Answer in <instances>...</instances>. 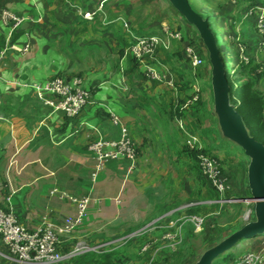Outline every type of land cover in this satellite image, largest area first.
<instances>
[{"label": "crops", "instance_id": "crops-1", "mask_svg": "<svg viewBox=\"0 0 264 264\" xmlns=\"http://www.w3.org/2000/svg\"><path fill=\"white\" fill-rule=\"evenodd\" d=\"M56 1L0 0V93L3 98V105L0 108V198L4 206L11 209L19 221L31 230L46 225L59 228L63 225L66 216L79 214L78 205L71 197L87 196L90 198L87 214L77 229H82L85 237L96 233V235L101 234V241H108L109 237L105 235H109L107 233L110 229L116 232L123 228L125 231L133 230L153 219L163 218L161 214L168 208L181 204L179 194L176 191L169 194L167 190V172L160 170L159 165L154 166L156 157L161 165L166 163L165 156H168L170 148H177L181 140L188 148L192 144V150L199 148L214 152L216 147L217 153L220 149L228 150L230 144L236 146L238 150H243L249 162L247 161L246 183L241 184V189L243 195L247 196L248 202L253 203L250 201L251 191L248 185L252 160L240 145L225 137L222 132L215 109L211 81L212 66L210 68L207 65L209 69H205L209 72V76L201 78V68H204L206 63L195 72L194 68L184 60L183 50L186 46L180 49L178 47L176 51L170 50L160 57L163 59L165 55L168 59L175 60L174 57L178 58V54L181 53L182 58L179 60L186 62L188 78L174 74L175 87L169 85V76L163 80H153L137 73L136 68L130 72L134 66L133 60L137 59L129 51L126 40L121 43L122 35H118L119 40L116 38L114 40L115 50L112 55L115 60H111V54L108 55L110 57L107 60L113 64L104 60L91 61L88 57L84 59L87 52L93 56L91 51H96L97 47L103 51L101 45L103 43L97 39L98 37H94L99 32H95V29L88 30L89 24L100 21L97 30H100L101 34H111L113 27L117 26V23L113 22L114 17L123 10V3L118 4L117 10H114L111 3L114 0H61L68 4L69 11H73V23L78 22L75 30L77 35L72 43L71 41L69 43L57 36H63L64 31H56L61 34H56L51 29L47 31L50 23L49 13L55 10ZM233 1L248 5L253 0ZM102 2H104L103 11H100L99 6ZM40 3L45 4L48 9L47 14L43 15L39 11ZM80 8L86 14L97 12L98 18L80 16ZM4 10L23 17V24L13 28L12 22L8 25L4 23L2 20ZM201 15L205 18L204 14ZM240 17L241 14L236 19L239 23ZM206 19L217 36L223 57L220 34L213 27L211 18ZM105 20L108 23L103 25ZM238 21L234 23L237 24ZM249 22L251 21L243 22L247 25L243 30L241 28L237 30L236 26H233V33L242 30L244 39H249L255 47L259 37L249 38L252 35L248 27ZM153 26L143 25L136 31L140 35H145ZM89 34L93 35L87 37ZM78 35L82 36L83 40L85 38V41L82 40L76 49L80 40ZM178 43V41L174 42L175 45ZM234 46L238 48L236 44ZM196 48L199 50L197 45ZM70 53L73 55L71 58ZM55 54L59 57L65 55L66 59L63 64L61 63L60 71L76 74L68 76L69 78L79 76L89 68L91 70L97 68L110 77L104 81V84L108 85L101 86L104 90L109 88V91L107 93L99 91L96 97L93 96L88 107L74 118L44 104L39 100L36 91L28 86L32 81L50 79V76L57 71L58 66H51ZM223 60L225 62L224 58ZM131 61L133 66L129 69L127 67L126 70L125 67L129 66ZM112 68L117 72L115 73L117 80L112 75ZM118 79L122 85L116 82ZM177 81L191 83L185 91H180L177 89ZM203 83L212 88L214 107L212 115L215 121L207 115L209 98L205 97V94L202 97ZM156 86L162 87L159 89L161 91H157ZM197 86L202 92L201 102L197 104H193L191 100L186 102L188 95L197 92ZM167 87L170 89V95H166L163 90ZM119 89L126 93L123 95ZM144 99H148L149 103ZM148 110L153 111L150 117H146ZM111 113L120 116L119 124L114 122ZM123 127H127L138 145L139 158L136 168L132 169L127 159L110 160L104 167L98 168V160L89 149L91 141L99 137L118 139ZM214 127L217 128V133L214 132ZM169 129H172V134ZM218 134L221 136L219 140L224 141L227 146L217 141ZM169 156L172 161L178 160L174 154ZM203 187H198L196 196L202 192L208 198L196 205L237 204L233 202L236 200L231 198L233 195L220 193V196L214 199L208 187ZM196 188L194 185L193 194ZM252 215L255 216L254 213ZM248 224L237 227L235 231L232 229L226 231H233L230 234L232 235ZM260 235L264 236V232ZM248 241V238L239 240L228 252L237 248L245 249ZM217 260L214 264L219 262ZM0 264H2L1 258Z\"/></svg>", "mask_w": 264, "mask_h": 264}, {"label": "rangeland", "instance_id": "rangeland-1", "mask_svg": "<svg viewBox=\"0 0 264 264\" xmlns=\"http://www.w3.org/2000/svg\"><path fill=\"white\" fill-rule=\"evenodd\" d=\"M110 2V1H109ZM113 4L112 8L114 10H117L118 4L123 3V10L119 13L121 17H124L132 29H137L143 25H162L167 24L172 29H177L182 33V39L179 41L178 44H174L171 47V51L174 52L182 47L184 48L186 45H194L198 46L199 51L201 54L206 58V64L204 68H201V72L206 71L209 69V53L208 50L203 42V40L200 37V34L198 33L197 29L194 26H189L187 24V20L176 10L174 5L169 0H114V2H111ZM110 3V4H111ZM191 3L195 10L199 12L200 14H204L205 18L210 17L213 23V27L216 29V31L219 32V40L220 43H222V50H223V58L225 59V64L227 69L232 73L233 68L235 64L240 60L239 53H240V44H242L244 47H248L251 52L249 51L250 57H254V43L251 44V41L249 39H244L241 31L246 24L242 22L243 20V13L245 10L248 9L247 4L241 3H235L233 0H191ZM38 5V4H37ZM111 6V5H110ZM39 11L44 15L47 14V8L45 7L44 3H40L38 6ZM200 9V10H199ZM67 11V12H66ZM241 14L240 17V23L237 19V17ZM49 19L50 23L47 27V31L49 29L53 30L55 33L56 31H64L63 36L57 35L58 38H63L66 41H72L76 37V24L73 23L74 16L73 11H69L68 4H65L61 0L56 1V8L52 12L49 13ZM238 21L237 24L234 22ZM97 23L89 24L88 30L95 29V32H99L94 36L95 38L99 39L103 44V51L99 50L97 47L96 51H91L93 53V56L90 55V53H86L84 59H87V57L92 61L95 59L96 61L107 60L111 56V60H115L114 56L112 55L115 50L114 40L115 38L119 40L118 35L123 38L121 40V43L125 42L128 44V39L126 35L123 34V30L120 26V24H117V26L113 27L111 34H101L100 30H97V24L100 21H96ZM62 24V25H60ZM248 27L250 28V31L252 35H250V39H254L256 37L257 39V30H255V26L253 22L248 23ZM233 26H236L237 30L240 28L241 31H237L236 33H233ZM86 27V26H84ZM223 31V32H221ZM61 34V33H56ZM95 34V33H93ZM93 34H89L90 37ZM62 36V37H61ZM80 40L78 41L77 48L82 42V36H77ZM231 37V38H230ZM259 37V36H258ZM247 38V37H246ZM85 41V38L83 42ZM232 41V43L230 42ZM235 42V43H234ZM238 46V51L235 48L234 45ZM256 45V44H255ZM76 47V46H75ZM173 49V50H172ZM169 50V51H170ZM168 51V52H169ZM166 52V53H168ZM170 52V53H172ZM165 53V54H166ZM68 54V53H67ZM111 54L110 56H108ZM164 54V53H163ZM64 57L65 55L62 54ZM162 55V54H161ZM160 55V56H161ZM163 62L166 63L169 67H175L174 70H182L184 76L187 77L186 73L188 71V67L186 62L184 63L181 60H178L179 58L174 57L173 59H168L167 56L163 55ZM59 57L57 54L54 55V58L51 60V66L57 67V71L54 72L50 78L55 76H62V77H68L72 75H76L75 73H62L60 71V65L61 63L65 61L66 57ZM70 58L73 57V55L70 53ZM264 58V55L259 57L258 59ZM67 61V60H66ZM174 61V63H173ZM111 62V61H109ZM112 63V62H111ZM132 61L131 64L126 66L128 69L132 67ZM113 64V63H112ZM204 65V64H203ZM202 65V66H203ZM124 66V65H123ZM137 73H140L142 76L144 73L142 72L141 68L138 67ZM211 68V66H210ZM206 69V70H205ZM212 69V68H211ZM104 70V68L102 69ZM106 71V69H105ZM108 71V70H107ZM173 71V70H172ZM112 72L115 76V79L117 80V75L115 73L114 68H112ZM174 73V72H173ZM177 75V73H174ZM232 77L235 79L241 78L240 72L238 73H232ZM82 79V83L85 87L89 88L91 90V95L96 97L99 94V91H103L107 93L109 91V88H101V86L104 84V81H107L110 77L106 75L103 71L97 70V68L92 69L89 68V70L82 72L81 75H79ZM246 76V75H245ZM177 77V76H176ZM188 78V77H187ZM113 79V78H112ZM177 79V78H176ZM212 81V80H211ZM119 85H122L120 79L116 81ZM108 84H104L106 86ZM202 85V84H201ZM200 86V85H199ZM157 91H161L159 89H162L160 86L155 87ZM158 88V89H157ZM96 89V91H95ZM197 90L200 89V87L197 86ZM120 92L124 95L126 91L119 89ZM165 91L166 95H170L169 91L170 89L167 87L163 89ZM258 90L261 94L264 95V81L260 82L258 85ZM203 95L202 97H208V117L211 119L216 120L215 117L212 115V112L214 111L213 107V98H212V88L208 86L207 84L203 83ZM163 92V91H162ZM173 92V91H172ZM138 94V93H137ZM200 96L202 92L200 91ZM92 97L91 100L94 98ZM144 97V96H143ZM207 98V99H208ZM145 100V99H144ZM146 99L145 101H147ZM151 102V101H150ZM149 103V100H148ZM207 103V100H206ZM89 105V104H88ZM88 105L86 107H88ZM145 108V107H144ZM237 108V107H236ZM156 114V111H155ZM153 115V111L150 112L148 110L147 116L150 117ZM212 115V116H211ZM153 121V120H151ZM150 126V124H149ZM153 129V128H152ZM169 132L172 134V129H169ZM150 134H152L150 132ZM219 136V134H218ZM221 136L218 137V142H220L222 145L227 146V144L220 139ZM182 139V138H181ZM181 140V143L176 146L177 148H170V152L168 156H165L166 163L161 165V162L154 158V166H158L160 170H164L167 172V190L169 191V194L173 192H177L179 194V197L181 199V204L177 206H173L172 209L169 211H166L165 213L161 214L163 215V218L156 220L153 219L152 221H147L148 223H144L143 225L135 227L133 230H127L125 231V228L119 230L118 232L114 230H109L107 234L105 235L109 237L107 239L108 241H101L100 236L101 234L93 233L92 235H87V237L83 236L82 229L76 230L74 234L71 236V239L66 242L64 245L65 251H72L74 250L79 243H81L80 248L76 252L75 255H72L69 258H66L62 260L58 264H77V257L79 255H82L84 250L88 251H115V264H167V262L164 260L167 255L172 256L171 253H182V256H177V258L174 257V259H171V262L173 264H200L202 257L204 254L213 246L216 244H219L222 240L227 238L232 231H226L222 238H218L216 242L212 243V237H209L211 232H204L205 229L216 225L217 227H229V229L235 230L237 226H243L245 223L250 222L251 214L254 213V204L249 203L247 200V197L243 195L244 192H242L241 184L246 183V177H247V161L249 162L248 157L244 156L243 152L239 151L236 146H231L228 148V150L220 149L219 152L218 149L215 147V153L219 159H216L218 161V164L221 167V171L223 173L224 178L227 180V189L226 194L233 195L231 197L232 199L236 200L233 202H237V204H230V205H222V204H202V211L200 214H193L203 217L204 224L203 228L199 231H195L194 238L190 241L192 243V248L190 247L188 251L184 252L182 250L181 244L178 245L176 242H171L169 239L165 238V235L168 233H176L181 228L180 225H182L180 222L184 220V218L188 215V208L198 204L202 200H205L206 195L201 192L200 195L196 196L198 194L197 189L198 187H208L210 190V193L212 195H220V192L218 190H214V188L209 185L206 181V175L202 172V166L200 159L197 160L195 156L192 154V148L191 145H189V148L185 145L184 141ZM235 145V144H234ZM209 151V150H208ZM212 152V151H211ZM171 154H174L175 157H178V160H171L170 156ZM239 155V156H238ZM200 157V156H199ZM196 185L195 194H193L192 188ZM192 187V188H191ZM203 187V188H204ZM202 188V189H203ZM228 198V199H231ZM200 205V204H199ZM204 205V206H203ZM247 215H250L248 217ZM234 228V229H233ZM183 230V227H182ZM183 233V232H182ZM185 239L184 233H183V240ZM183 243V241H182ZM66 246V247H65ZM259 247H264V241L261 243ZM87 251V252H88ZM240 251V250H239ZM241 251L247 253V252H254L256 251L254 245H251V247L247 246L241 249ZM171 252V253H170ZM67 253V252H65ZM170 253V254H169ZM184 254V255H183ZM181 255V254H180ZM260 259L264 260V248L259 254ZM0 258L2 261V264H18L16 263L12 256L10 255L7 248H5L2 244L0 247ZM181 258V259H180ZM221 259V258H219Z\"/></svg>", "mask_w": 264, "mask_h": 264}, {"label": "built area", "instance_id": "built-area-1", "mask_svg": "<svg viewBox=\"0 0 264 264\" xmlns=\"http://www.w3.org/2000/svg\"><path fill=\"white\" fill-rule=\"evenodd\" d=\"M104 2L99 6L103 11ZM79 15L84 18H94L97 12L86 14L82 8ZM2 20L8 25L13 23V28L21 26L24 18L9 10L2 12ZM124 30L129 33V51L134 55L140 64V68L145 76L153 80H163L166 76L169 85L175 87L174 73L160 58V52L169 51L174 42L182 39V33L177 29H172L167 24H162L159 29L151 30L145 35L137 36L132 32L131 26L124 17L117 18ZM253 22L259 41L254 48L255 58L264 55V4L251 7L243 13V20ZM113 22H115L113 20ZM107 24L108 22H104ZM27 50V46L24 47ZM248 47L240 44V60L235 64L232 73L239 72L241 65L248 64L250 57ZM184 60L188 62L196 72L206 62V58L194 45H186L183 50ZM80 76L62 77L55 76L46 81H32L28 86L33 88L40 101L56 111L65 113L68 117L78 116L88 104L91 103V90L85 87ZM199 89L194 97V101L199 99ZM3 105V98L0 93V108ZM116 124L121 122L120 116L111 113ZM1 118V114H0ZM89 149L98 160V168L104 167L110 160L127 159L131 163V168H136L139 158L138 145L131 137L127 127H123L118 139H108L99 137L91 141ZM200 161L202 172L210 181L211 185L220 193H226L227 180L224 178L218 161L208 154H201ZM77 203L79 214L77 216H66L61 227L55 228L50 225L43 226L36 230H31L19 221L15 213L6 208L0 198V245L2 244L9 251L13 260L18 264H58L62 260L75 255L81 243L72 250L65 251L64 245L71 239L77 228L83 223L90 204V198L71 197ZM197 231L203 228L204 219L201 216L190 217ZM176 233H168L166 239L180 245L183 241V225H180ZM66 247V246H65ZM88 250H84V252ZM67 252V253H65ZM260 254V253H259ZM254 252L245 253L235 264H264V260Z\"/></svg>", "mask_w": 264, "mask_h": 264}, {"label": "water", "instance_id": "water-1", "mask_svg": "<svg viewBox=\"0 0 264 264\" xmlns=\"http://www.w3.org/2000/svg\"><path fill=\"white\" fill-rule=\"evenodd\" d=\"M169 1L189 23L194 25L208 50L212 66L215 109L224 136L240 145L252 160L248 185L251 191L250 201L254 203V214L257 220L210 248L200 262V264H214L217 259L224 257L239 240L264 232V144L251 135L233 104L228 70L217 36L209 21L195 10L191 0Z\"/></svg>", "mask_w": 264, "mask_h": 264}, {"label": "trees", "instance_id": "trees-1", "mask_svg": "<svg viewBox=\"0 0 264 264\" xmlns=\"http://www.w3.org/2000/svg\"><path fill=\"white\" fill-rule=\"evenodd\" d=\"M259 4H264V0H253L252 2H250L247 5V7L249 9V8L255 7ZM117 15L118 16L114 17V21L117 24H120V26L123 30V34L126 35V37L128 39V44H129V41H130L129 33L127 31H125L122 24L119 21H117V18L121 17L119 14H117ZM94 18L97 19L98 18L97 15ZM187 24L190 27L194 26L193 24L189 23L188 21H187ZM103 25H106V24L103 22ZM160 26H161L160 24L153 26L149 31L159 29ZM131 30H132V32H134L135 35L141 36L140 34H138L139 32L136 31L135 29L131 28ZM166 52H168V51L163 50L159 54L161 55V54L166 53ZM180 54L181 53L178 54V58H182V54H181V56H180ZM161 60L163 61L162 58H161ZM133 61H134V64H133L134 66L130 69V72L132 70H134L135 68L139 69L138 67H140V64L137 62V60L134 59ZM173 63H174V61H173ZM208 65L211 66L210 61H209ZM174 68L175 67L171 66V69L173 70L174 73L176 72L180 77L185 78V76L181 70H174ZM239 72H240L242 77L235 79L234 77H232L233 76L232 73L228 70L230 84H231V96H232L233 104H235V106L237 107V111L242 116V118H243L247 128L249 129L251 135L253 137H255L259 142L264 144V95L261 94L258 90L259 83L264 81V58L254 59V57H253L248 64L243 63L241 65ZM200 74H201V78H206L209 76L208 71L201 72ZM190 83H191L190 81H187V83H185V81L184 82H178L177 81V89L180 91H185L186 88H188L190 86ZM196 94H197V92L196 93L194 92V93L188 95L186 102L188 100H191L193 104L194 103L195 104L200 103L201 102L200 101V97H201L200 95H199V99L197 101H194V97ZM179 110L177 111V114L179 113ZM214 132H216V133L218 132L216 127H214ZM242 152H243V150H242ZM212 153H214V152L208 151L207 149L197 148V149L192 150V154L195 156V158H197V160L200 159L199 156L201 154L212 155L215 159H219V157L216 154H212ZM243 154H244V152H243ZM206 181H207V183H209V185H211V183L208 179H206ZM215 189L216 188H214V190ZM246 194H248V193L246 192ZM219 196L220 195H218V196L213 195L214 199L218 198ZM202 208H203L202 205H193V206L189 207L187 210L188 215L184 218V220H182L180 222L183 225V233L185 236L183 243H181V246H182L181 249L184 250L183 253L188 251L190 247L192 248L193 244L190 243V241L194 238V236H195L194 233L196 231L193 222L190 220V217H192L193 214H200V212L203 210ZM169 210H170V208H168L166 211H169ZM255 220H256L255 216L252 215L249 223H252ZM239 226H237V227H239ZM227 229H229V227H220V226L217 227L216 225H213V226L205 229L204 232L205 233L209 232V231L211 232L210 233L211 235L209 237H212V243H213V242H216L218 240V238L223 237L224 232ZM248 239H249L248 246L251 247V245H254V247L256 249L255 253L259 254L262 251V249L264 248V247H259L261 245V243H263V241H264V236H261L260 234H256L254 236L248 237ZM241 249L237 248L234 251L227 252L224 255V257L217 260L219 262H217L216 264H235L245 254V252L241 251ZM171 254H172V256L167 255V257L164 258V260L167 262V264H173L171 262V259H174V257L177 258V256H182V253H180L181 255L179 253H175V252L171 253ZM115 256H116V252L113 250L112 251H102V252L92 250V251L85 252L82 255H79L76 259H77V264H115Z\"/></svg>", "mask_w": 264, "mask_h": 264}]
</instances>
